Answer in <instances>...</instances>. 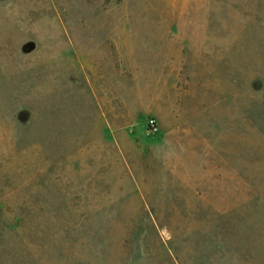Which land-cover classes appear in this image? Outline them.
I'll return each instance as SVG.
<instances>
[{"label": "rangeland", "instance_id": "obj_1", "mask_svg": "<svg viewBox=\"0 0 264 264\" xmlns=\"http://www.w3.org/2000/svg\"><path fill=\"white\" fill-rule=\"evenodd\" d=\"M0 264H264V0H0Z\"/></svg>", "mask_w": 264, "mask_h": 264}]
</instances>
